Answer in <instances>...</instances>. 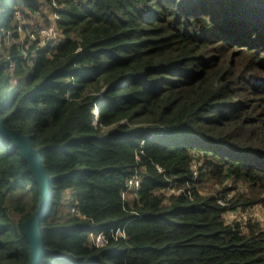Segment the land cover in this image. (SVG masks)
Segmentation results:
<instances>
[{
	"label": "trees",
	"instance_id": "obj_1",
	"mask_svg": "<svg viewBox=\"0 0 264 264\" xmlns=\"http://www.w3.org/2000/svg\"><path fill=\"white\" fill-rule=\"evenodd\" d=\"M0 2V118L52 180L41 264H264L263 222L226 219L264 209V0ZM18 12L62 44L7 47ZM40 201L0 135V264L30 262Z\"/></svg>",
	"mask_w": 264,
	"mask_h": 264
},
{
	"label": "water",
	"instance_id": "obj_2",
	"mask_svg": "<svg viewBox=\"0 0 264 264\" xmlns=\"http://www.w3.org/2000/svg\"><path fill=\"white\" fill-rule=\"evenodd\" d=\"M0 135L12 140L15 146H18L21 149L24 160L28 163L30 171L33 173L40 186V207L36 214L26 221L25 231L31 243L32 251V258L28 264H41L46 253L41 223L52 208V180L44 166L40 152L33 147L30 136L17 130L8 129L1 118Z\"/></svg>",
	"mask_w": 264,
	"mask_h": 264
},
{
	"label": "built area",
	"instance_id": "obj_3",
	"mask_svg": "<svg viewBox=\"0 0 264 264\" xmlns=\"http://www.w3.org/2000/svg\"><path fill=\"white\" fill-rule=\"evenodd\" d=\"M54 5L56 6L55 1H54ZM17 17L20 20L19 31H27L26 26L28 23H26L27 21L24 18L22 12H18ZM58 19L59 16L55 14V21L53 24H51L48 27H36L33 31L30 32L33 38L37 36V39L34 40L40 42L39 45L44 50H50L51 52H54L62 44L63 37L60 34L58 28L56 27V21ZM26 56L27 54L25 53V57ZM140 188H141V179L139 176H135L132 179H130L124 193L125 199L128 200L127 198L131 199V197L133 199H137ZM171 191L173 193H176L175 188H173ZM248 212L250 211L248 210L245 211L244 213L246 214ZM228 213H231L235 216L237 215V213H240V211L230 210ZM90 238L92 240V244L97 247H104L106 245V241H105L106 238L103 232L92 234Z\"/></svg>",
	"mask_w": 264,
	"mask_h": 264
},
{
	"label": "rangeland",
	"instance_id": "obj_4",
	"mask_svg": "<svg viewBox=\"0 0 264 264\" xmlns=\"http://www.w3.org/2000/svg\"><path fill=\"white\" fill-rule=\"evenodd\" d=\"M2 11H3V8L1 7V2H0V16H1ZM4 13L6 14V12H4ZM50 19H51L50 24H52L54 19H55V13L52 12ZM0 22H1V20H0ZM26 23H28L26 26L27 31H19L20 37L18 40H14L11 37V35L6 37V39H5L6 44L5 45L7 47H11L12 44H18V45L24 44L26 39H29L30 41L31 40L36 41L34 39H37V36L35 38H33L32 35L30 34V32L33 31L36 27H45L43 20L39 16L37 18L33 19L32 21H27ZM39 44H40V42L38 43V45ZM17 197L21 201H23V203L27 204L28 206L31 205V197H30L29 192L28 193L26 192L23 195L20 194ZM127 199L131 200L130 198H127ZM246 214L243 211H240V213H237V215H235V216L231 213H227L226 219H227L228 223H233L236 221H240V222L248 221V219L252 218L255 220H259V221L263 222V224H264V209L263 208H261V207L256 208V209H254V210H252Z\"/></svg>",
	"mask_w": 264,
	"mask_h": 264
}]
</instances>
